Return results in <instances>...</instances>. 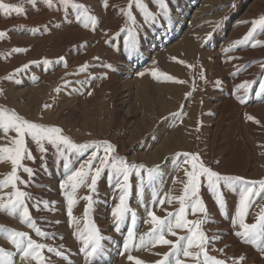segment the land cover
<instances>
[{"label":"rangeland","instance_id":"obj_1","mask_svg":"<svg viewBox=\"0 0 264 264\" xmlns=\"http://www.w3.org/2000/svg\"><path fill=\"white\" fill-rule=\"evenodd\" d=\"M197 1L192 5L195 0H165L168 7L167 13L163 14L157 0H143L156 15L155 21L146 22L139 5L132 0L131 11L137 22L133 26L120 11L127 8L130 0H107V7L104 0H75L86 5L90 14L97 18L93 29L84 27L71 8L65 13L58 0H54L53 7L47 6L44 0H37L35 6L28 0H0L24 9L22 13L9 10L7 14L0 9V31L6 32V36L0 39V89H3L0 107L13 109L32 122L58 126L64 135L78 144L109 141L116 148L113 155L126 158L129 164L160 168L159 178L152 183L148 181L147 171L141 170L139 176L133 171L130 175L127 203L131 212L136 214L135 229L131 224V213L119 231L114 229L112 212L119 202L120 192L115 187L110 169L101 174L94 193L87 186L77 189V203L73 206L77 224H73L67 215L65 190L60 185L67 179L71 168H78L80 163L89 159L94 149L68 153L71 166L65 169L54 146L45 144L48 151L42 160L35 143L27 139V146L36 159L23 163L32 167L35 175L27 187L19 183L18 186L40 201L49 202V209L41 203L37 210L33 201H27L31 216L48 235L36 236L34 230L18 217L3 211H0V225L28 232L40 243L54 247L63 245L67 259L45 250V264L49 258L51 264H86L80 252L83 245L75 232L77 225L82 230L89 222L98 227L104 237V252L94 264H135V260L128 259L129 256L146 264L161 259L155 253L168 252L169 246L141 248L137 240L135 246L125 251L123 245L130 230H134L137 238L149 232L152 228L146 222L150 220L149 211H155L163 218L181 207L175 198L183 195L187 180L184 169H190V165L177 167L178 161L183 160V153H199L207 166L222 174L243 177L250 182L264 180V89L261 87L264 85V29L258 28L245 45L225 52L251 30V21L264 16V0ZM189 25H193L191 31H188ZM128 27L136 33L137 51L134 53L124 46L128 35L122 29ZM222 28L224 38L216 40V33ZM181 29L188 33H180ZM175 31L180 35L169 40V35ZM186 37L194 42L191 53L183 56L185 58L171 55L174 44ZM210 40L216 43L208 49ZM256 41L260 43L252 47ZM162 43L166 46L157 47ZM14 48L26 51L14 53ZM142 56L147 59L134 67ZM60 57L65 60L57 62ZM229 57L236 59L230 60ZM44 59L53 63L44 65ZM25 64L29 67L17 73L14 80L6 79L16 69H23ZM84 64L88 68L80 72ZM108 64L112 65L111 69L105 67ZM131 65L133 69L129 71ZM237 68H240L239 72ZM153 71L157 76L152 75ZM140 72L145 75L140 76ZM201 72L206 80L201 79ZM236 73L246 75L245 81L251 82L245 103L236 101L238 95H244L243 89L237 92ZM164 74L185 83L167 80ZM216 81L221 83L217 85ZM225 86L227 90L222 93ZM252 96L257 97V101L252 102ZM226 101L238 102L236 108L232 105L224 107ZM46 104L51 106L45 108ZM249 115L255 120H248ZM15 135L14 131L5 134L0 130V146H11ZM99 154L103 155L102 148ZM11 170L10 161H0V179L6 178ZM18 174L29 180L22 170ZM141 178L144 181L143 194L140 192ZM201 179L199 195L207 206V216L201 213L192 215L189 210L187 218L205 219L207 222L201 228L209 237H220L210 243L209 254L227 259L228 264H233V257L241 255L246 257L243 264H264V254L233 234L238 230L233 227L232 220L239 205L240 186L236 185L237 190L232 191L221 182L226 205L220 209L207 182L203 177ZM13 191L9 186L0 190V196L6 201L7 194ZM153 191L159 193L158 199H164L163 205L153 204ZM254 193L246 217L249 224L256 222L264 211V191L260 190L258 183ZM89 195L93 198L92 208L85 217L88 201L84 197ZM176 231L177 236L168 234L166 238L175 241L186 234L185 230ZM0 246L15 252V247L3 236H0ZM221 248L223 254L219 252ZM183 259L186 264H193L191 258ZM14 261L15 264H36V261H21L19 253L15 254Z\"/></svg>","mask_w":264,"mask_h":264},{"label":"snow or ice","instance_id":"obj_2","mask_svg":"<svg viewBox=\"0 0 264 264\" xmlns=\"http://www.w3.org/2000/svg\"><path fill=\"white\" fill-rule=\"evenodd\" d=\"M33 6L36 5L37 0H28ZM45 4L49 7L54 6V0H44ZM139 5L144 19L146 22L155 21L156 15L152 13L147 6L143 3V0H134ZM59 5L64 9L65 13L71 8L77 16V19L83 22L84 27L91 26L95 29L97 24V18L90 14L89 9L82 3H77L75 0H58ZM159 8L163 14L167 13V4L165 0H157ZM104 6L107 7V0H104ZM133 7L132 0H130L127 8H121L120 11L131 22V25H136V18L133 15L131 9ZM0 9H3L5 14L9 10L22 13L24 9L20 6L5 4L0 2ZM252 24L251 30L240 40L233 42L226 52L232 51L237 46H243L253 38L254 33L257 29H264V16L250 22ZM127 31L128 38L124 41V46L129 52L137 51V40L136 33L132 27L122 29ZM34 31H38L35 29ZM6 36V32L0 31V39ZM260 42L256 41L251 46L256 47ZM24 48H14L12 52L22 53L25 52ZM96 59H99L97 57ZM175 60L176 58L173 57ZM229 59H236V57H229ZM64 57H60L57 62H63ZM35 63V62H32ZM53 61L44 59V65H50ZM179 63H185L179 61ZM29 65L25 64L23 69H16L15 73L9 74L6 79L14 80L16 74L20 71L27 69ZM105 67L111 69L112 65L108 64ZM188 67H194L188 65ZM88 68L87 64L80 67L79 71L84 72ZM240 69L237 68V72ZM140 76H144V72L139 73ZM152 75L157 76V72L153 71ZM167 80L175 81L177 83H185L184 81L176 80L174 77L164 74ZM36 79L35 77H33ZM201 79H205L204 73L201 72ZM221 82L216 81L219 85ZM251 82L245 81L237 86V92L241 89L244 90V95L237 96V99L241 103L246 102V97L250 91ZM264 89V85L261 86ZM59 91V89H57ZM0 94H3V89H0ZM91 94V93H89ZM190 95V94H189ZM51 105L46 104L44 107L48 108ZM248 120H255L251 115L247 116ZM259 123V121H256ZM0 130L7 134L10 131H14L16 135L11 139V146H0V161L8 160L11 162L12 170L6 178L0 179V190L11 186L14 191L7 194L5 201L4 196H0V211L6 212L12 216H16L20 221L27 225V227L34 230L36 236L46 237L48 234L42 231L37 225L35 219L30 214V208L27 201H33V206L39 210L40 204L43 203L45 209H49L48 201H40L38 198L32 196L28 191L22 190L19 184L27 187L31 182V178L34 177L35 171L32 167L27 166L23 162L25 160L35 161L36 157L32 154V150L27 146V139H30L35 143L41 158L43 160L48 149L45 144H50L56 148L59 160H63V166L65 169H70L71 160L69 159L68 153H83L89 148H93L94 151L91 157L84 162L80 163L78 168H71L70 174L67 179L60 185L61 189H64V195L67 197L68 207L67 215L71 218L73 224H77L76 218L73 216V206L77 203L76 191L81 186H87L93 193L96 191V185L101 174L105 169L111 170V175L115 180V187L119 190L120 195L118 196V204L113 209L112 216L114 220V229L120 230V225L124 222L129 213L132 215V227L135 229L136 220L135 213L131 212V209L127 203V197L130 191V175L133 171L139 176L140 171L144 170L148 173L149 183L154 182L160 176V168L148 169L142 164H129L126 158L113 155L116 152L115 146L109 141L103 142H91L78 144L75 143L70 137L63 134V130L58 126H46L41 123L32 122L23 116L19 115L15 110L0 107ZM63 146V148L61 147ZM103 149V155H100V150ZM183 160L178 161L177 167L181 165H190V169L185 168V175L187 180L184 184L183 195L175 198L179 200L181 207L176 213H168L165 217H160L155 211H149L148 216L150 220L146 221L152 225L149 232L137 238L134 230H130L127 235L123 248L127 251L131 246H135L138 240V246L144 247H155L158 245L169 246V251L163 254L155 253L157 256H161L154 264H186L185 259L191 258L193 264H228L227 259H219L216 256L209 254V245L215 240L219 239L218 235L209 237L206 232L201 228V225L207 222L205 219L189 220V210L192 215L197 213L205 214L207 216V206L204 203L199 192L202 184V177L207 182L208 187L215 196L216 203L220 209H224L226 205L225 198L221 192V182L230 190L236 191V185H239L240 199L239 205L235 210L234 219L232 224L234 228L238 230L234 231V235L241 238V241L246 244L254 245L262 254H264V211L257 218L254 223H247L246 217L248 210L252 206V199L255 195L254 188L256 184H259L261 191H264V180L258 182L246 181L243 177L230 176L222 174L218 171L213 170L207 166L202 160L199 153H183ZM46 168V164L43 165ZM22 170L29 177V180H24L18 173ZM90 181V182H89ZM70 189V191L68 190ZM144 181L141 178L140 181V192L143 194ZM159 193L156 191L152 192L153 204L163 205L164 199L159 198ZM88 201V207L85 210V217L92 208V196L84 197ZM172 202L171 199L168 201ZM54 203V202H53ZM176 229L185 230L186 234L179 236L178 239L171 240L167 239L166 235L177 236ZM0 236H3L6 240L10 241L15 247V252L8 251L4 247L0 246V264H15L14 256L16 253L20 254L21 261H36V264H45L44 251L48 253H54L55 256L62 259H67L63 249V245L54 247L49 244L37 242L33 239L28 232L17 231L15 229L7 228L0 225ZM75 236L81 241L82 247L80 252L83 253L86 264H94V261L100 257L104 252V246L102 240L104 237L101 235L99 228L93 226L90 222L86 223L84 228L81 230L77 225ZM221 254L224 253V249H219ZM129 260H135V264H146L145 261L138 259L133 256L128 257ZM246 257L244 255L238 258L233 257V264H243ZM48 264H51L50 258Z\"/></svg>","mask_w":264,"mask_h":264},{"label":"bare ground","instance_id":"obj_3","mask_svg":"<svg viewBox=\"0 0 264 264\" xmlns=\"http://www.w3.org/2000/svg\"><path fill=\"white\" fill-rule=\"evenodd\" d=\"M199 1H197V0H195V2L192 4V5H195V4H197ZM218 2V1H217ZM190 9V8H189ZM188 9V10H189ZM204 10H201V12H203ZM189 12V11H188ZM191 12V11H190ZM205 12V11H204ZM192 17V16H191ZM185 18H187V16L185 17ZM188 19V18H187ZM193 25H189V27H188V31L190 30L191 31V27H192ZM188 31H186L185 30V32H184V29H181L179 32L180 33H184V34H187L188 33ZM236 31V30H235ZM179 32H177V31H175L173 34L171 33L169 36H170V38H168L169 40H173V38L175 37L176 38V35H177V37L180 35V33ZM217 37H216V40L217 39H222V38H224V35H225V30L222 28L220 31H218L217 33ZM185 36V35H184ZM207 36V35H206ZM209 36V35H208ZM215 38V37H214ZM220 41V40H219ZM181 42V43H180ZM179 43H175L174 45L175 46H171L172 48L170 49V53H171V55H174V56H179V57H181V58H185V57H183V56H185V55H188L187 53L188 52H190L191 53V49H193V48H195V46H193V39H191V38H189V37H186L185 39H183V41L181 40ZM214 43H216V41L215 40H210V43H208V49H210V48H212L213 46H214ZM199 45V44H198ZM164 46H166V43H162L161 45H158L157 47H159V48H161V47H164ZM236 48V47H235ZM148 50V49H147ZM226 52V51H225ZM152 53V52H151ZM161 54V53H160ZM217 54V53H216ZM224 54V53H223ZM147 56H150V54L148 53L147 54ZM139 58H141V61H137V63H134L133 64V66L135 67V65L136 66H138V63L139 62H143L144 60H146L147 59V57L146 56H142V57H139ZM138 60H140V59H138ZM125 63V62H124ZM233 64H234V62H233ZM132 66V65H131ZM133 66H132V68L129 70V71H132V69H133ZM128 68H130V66L128 65ZM222 69V68H221ZM235 69V68H234ZM240 69V68H239ZM249 70V69H248ZM128 74H130V73H128ZM127 74V75H128ZM246 74H248V72L246 71ZM234 78L236 79L235 80V86H236V89H237V86L238 85H240V83H242L243 81L245 82V80L247 79V77H246V75H237V73H236V75H234ZM127 80H129V79H127ZM231 81V80H230ZM122 84V83H121ZM230 89V88H229ZM226 90H227V88H226V86H225V88H223L222 89V93H225L226 92ZM242 90V89H241ZM256 95V94H255ZM238 99L236 98V101H237ZM252 102L253 101H257V97H255V96H252V98L250 99ZM232 102V101H226V103L223 105L224 107H227L228 105H232L231 107H235L236 108V106H237V103L238 102ZM251 102V103H252ZM232 115V114H231ZM252 136V135H251ZM162 146V145H161ZM162 150V149H161ZM156 152V151H155ZM154 152V153H155ZM204 195V194H203ZM131 223V222H130ZM132 224V223H131ZM129 254V253H128ZM240 254V253H239ZM125 260V259H124ZM96 264V263H95Z\"/></svg>","mask_w":264,"mask_h":264}]
</instances>
